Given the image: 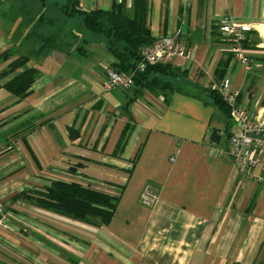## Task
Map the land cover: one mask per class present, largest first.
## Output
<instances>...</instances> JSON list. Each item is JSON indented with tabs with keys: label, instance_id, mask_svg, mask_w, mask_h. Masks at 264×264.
<instances>
[{
	"label": "crops",
	"instance_id": "0c3cea01",
	"mask_svg": "<svg viewBox=\"0 0 264 264\" xmlns=\"http://www.w3.org/2000/svg\"><path fill=\"white\" fill-rule=\"evenodd\" d=\"M79 2L91 12L120 0ZM66 3L0 0V203L11 215L0 264H264V151L238 167L226 150L239 128L208 96L226 83L264 114V0H148L151 36H178L188 53L164 63L187 76L166 96L106 91L114 59L83 29L82 46L70 37L36 54L32 28L42 15L66 19ZM227 17L254 26L247 67L220 34ZM30 68L26 96L5 88ZM52 181L118 198L114 216L95 226L13 201ZM147 187L151 207L141 203Z\"/></svg>",
	"mask_w": 264,
	"mask_h": 264
},
{
	"label": "trees",
	"instance_id": "16d2710c",
	"mask_svg": "<svg viewBox=\"0 0 264 264\" xmlns=\"http://www.w3.org/2000/svg\"><path fill=\"white\" fill-rule=\"evenodd\" d=\"M62 13L69 20L64 19L67 21L65 24H60L58 19L48 18L45 15L35 23L30 36L38 39L41 45L36 54L57 49L65 37L78 38L71 32L73 28L65 29L66 26H71L67 25L68 22L73 23V26L76 25V31L83 29L92 35L103 37L108 52L114 59L113 66L125 72L134 69L137 65L140 60L139 50L154 42L148 26V0H133L132 10L127 9L126 1L123 0L122 3L113 2L109 11L91 12L82 10L79 0H67L62 7ZM56 26H60L57 32L42 34L48 28L50 30ZM37 74L36 69L30 68L5 85V88L20 97L26 96ZM180 78L186 79V73L180 72L170 64L148 65L145 71L137 76L134 86L128 91L139 93L148 90L166 96L181 89L177 84ZM132 95L137 97L138 94ZM208 96L214 105L231 115L230 108L218 91L210 90ZM214 136L215 133L212 138ZM21 200L29 205L46 208L95 226L107 225L114 216L118 204V198L63 181H52L44 191L25 192L13 198V201L17 202Z\"/></svg>",
	"mask_w": 264,
	"mask_h": 264
},
{
	"label": "built area",
	"instance_id": "2783aa9c",
	"mask_svg": "<svg viewBox=\"0 0 264 264\" xmlns=\"http://www.w3.org/2000/svg\"><path fill=\"white\" fill-rule=\"evenodd\" d=\"M254 30V26L241 23L229 17L225 18L219 31L231 56L247 67L250 56L246 51V43ZM139 61L134 69L125 72L114 66L106 71L103 79V87L106 91L132 89L137 76L145 71L148 65L164 64L175 58H186L188 53L178 40V36H162L154 39V42L139 50ZM219 93L230 108L233 121L239 128V134L231 136L226 153L231 156L236 165L241 168L250 169L257 165L259 152L264 151V114L255 115L240 104V92L232 89L228 84L220 87ZM264 173V166H263ZM263 178L257 179L263 181ZM157 200L156 193L147 187L142 194L141 203L151 207ZM11 229V215L4 212L0 204V230Z\"/></svg>",
	"mask_w": 264,
	"mask_h": 264
},
{
	"label": "rangeland",
	"instance_id": "374dc122",
	"mask_svg": "<svg viewBox=\"0 0 264 264\" xmlns=\"http://www.w3.org/2000/svg\"><path fill=\"white\" fill-rule=\"evenodd\" d=\"M122 1L123 0H120V2H118V3H122ZM47 5L49 4V3H46ZM49 6V5H48ZM128 9V8H127ZM128 10H130V9H128ZM132 10V9H131ZM58 21L60 22V24H65V23H67V21L66 20H64V18H61V19H58ZM68 24L69 25H71V27H73V23H70V22H68ZM67 24V25H68ZM78 26H79V24H77ZM76 25H74V27H75ZM59 28H60V26H59ZM81 28V27H80ZM65 29H68V26H66L65 27ZM57 28L56 29H54V32H57ZM79 31H83L82 29H79ZM79 31H76V27L75 28H73L72 29V33H74V34H76L77 36H78V38H76L75 36H73V39L75 40L76 39V42H77V45L79 46V45H81L82 46V40H84L85 39V37H84V34H85V31H84V34L82 33V32H79ZM53 31H46V32H42V34L43 35H48V34H51ZM88 35L87 36H91L92 34H90V33H88V32H86ZM65 34V33H64ZM103 38V37H102ZM65 39H69V40H71L69 37H65ZM103 40H104V42L106 43V40L103 38ZM171 80H173V79H171ZM174 81V80H173ZM0 204H2V203H0ZM4 204V203H3ZM2 204V205H3ZM0 256L2 257L3 256V254L1 253V251H0ZM3 258V257H2ZM4 259V258H3Z\"/></svg>",
	"mask_w": 264,
	"mask_h": 264
}]
</instances>
